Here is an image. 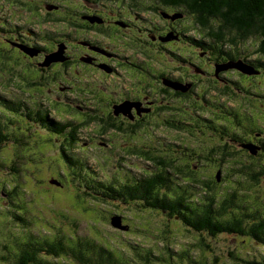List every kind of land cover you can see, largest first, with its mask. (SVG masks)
Listing matches in <instances>:
<instances>
[{
	"label": "trees",
	"instance_id": "trees-1",
	"mask_svg": "<svg viewBox=\"0 0 264 264\" xmlns=\"http://www.w3.org/2000/svg\"><path fill=\"white\" fill-rule=\"evenodd\" d=\"M100 1L110 6L117 0ZM137 1L129 0V4L135 7ZM145 1L154 12L158 8L164 10L158 13L160 17L153 16V19L164 21L163 13L175 11V17H178L175 27H180L182 35L178 36L181 39H184L185 32L193 33L186 37V44L182 40V47L179 48L178 54L183 68H186L184 63L187 62V58L193 59L199 56L200 52H204V58L210 57L213 61H217L218 67L223 69L225 74L227 73L229 81L225 86L229 101L238 103L240 98H247L251 104L256 105L253 108H257L259 101L264 100V91L261 92L264 89V0ZM0 19L1 27L5 24L11 26L7 13L3 18L0 16ZM246 45L252 52L248 57L244 49ZM193 46L198 48L197 51ZM58 58L60 59V55ZM240 60L252 66L257 73L246 74L236 68H224L227 63ZM247 82H251V86H248ZM211 105L214 109L223 108L220 102ZM234 108H228L230 117L233 119H235L232 115ZM233 119L230 118L228 121V133L230 126L238 127L237 130L234 127L236 134L229 135V138H232L230 142L234 145L236 141L233 139L237 140L240 135H243L245 128H241L240 119L238 123L231 121ZM210 121H208L209 124L213 126L216 124ZM24 123L37 127V131H44L51 142L59 139L62 141L59 143L62 177L56 182L63 185V179L67 177V183L72 178L74 185L78 181L79 187L84 188L82 193L91 200L121 201L136 205L143 210L161 212L169 219L180 222L190 232L198 233L199 238L196 243L198 249L191 251L188 247H182L175 258L169 246L165 247L166 252H154L152 249L145 251V247L139 243L128 242L124 248L120 249L119 245L114 246L108 241L81 236L75 228L70 232L59 227L51 235L41 232L33 233L26 228L21 235L12 234L10 241L0 239V264H211L209 255L203 256V248L213 251L207 243L208 239L222 235L257 242L264 247V209L259 201L257 203L255 197L249 194L252 188L247 184L250 181L257 184L263 179L264 159L255 157L254 154L257 153L250 147L244 146L252 144L241 145L253 154L251 158L232 153V151L217 153L215 150L208 153L205 156L207 159L203 160L217 161L216 158L219 156L220 164L225 167L227 162H233L232 172L240 177V180L236 181L237 187L234 184L231 185L232 187L229 186L231 183L228 180L232 172L228 171H222L225 176H221L222 179L219 180V174L211 178L199 176L196 173L195 175L185 173V171L170 175L165 170L144 169L141 174L136 175L125 170V174L120 175L119 179L107 181L87 171L85 161L73 154L76 148L84 150L81 129L86 124L56 119L51 108L43 102L30 103L27 99L11 98L0 93V151L9 143L23 149L27 148L31 129L26 132L22 128ZM250 128L253 135L261 133L264 138V123L250 126L248 130ZM48 137H43L39 141L46 142ZM80 145H82L81 148ZM252 147L259 150L256 145ZM242 157L245 158L244 161ZM151 162L154 161L151 160ZM17 163L18 160L15 159L9 164L0 158V167L6 168L9 164L8 167H12V171L19 175L20 171L16 169ZM63 168L70 171V176L63 171ZM222 184L229 187L223 190ZM8 187L10 189L6 192L11 205L0 206V217L6 216L13 221L20 220L26 223L29 221L25 216L26 210L28 211L27 204L21 205L14 202L22 190L19 185L8 184ZM231 255L240 263L264 264V257L249 256V259H246L236 255L234 251ZM213 258L215 264L218 257L213 256Z\"/></svg>",
	"mask_w": 264,
	"mask_h": 264
},
{
	"label": "flooded vegetation",
	"instance_id": "flooded-vegetation-1",
	"mask_svg": "<svg viewBox=\"0 0 264 264\" xmlns=\"http://www.w3.org/2000/svg\"><path fill=\"white\" fill-rule=\"evenodd\" d=\"M40 1L34 3L32 0H0L2 13L8 3L6 10L11 25L5 24L1 27L0 23L1 57L19 63L22 60L26 67L33 65L39 78L48 79L52 71L58 73V78L52 77V80L60 89L61 85L67 87L66 92L72 95L68 101L70 108L80 111L85 119L92 120L95 126L101 129L100 132L107 136V139H102L96 134L98 139L89 140L91 149L98 144L100 148L103 145L107 149H115L126 155H142L140 157L145 158V151L131 146L132 141L139 135H145V127L157 126L161 132L166 130L180 133L178 141L183 142L184 144H181L186 149L187 141L196 137L194 131L202 125L205 129H201V132L217 135L223 143L220 147L202 149L201 153L190 149L192 153L183 155L195 157L201 164H216L217 172H220L219 180L222 179L221 176H225L222 174V171L227 172L224 165L217 163L219 156L217 161L203 160L207 159L205 156L208 153L215 150L217 153L231 152L230 145L226 142L232 140L229 138L228 121L233 117H230L228 109L231 106L224 103L225 98L227 102L229 99L225 86L229 77L218 67L217 61L210 57L204 58V52H200V55L193 59L187 58V62H183L186 68L182 67L179 48L183 42L187 43L186 37L193 33L185 32L184 39L179 37L182 34L180 27H175L178 18L175 17V11L163 13V21L153 19V16L160 17L158 13L164 10L156 7L158 9L154 12L145 0H138L135 7L129 4V0H117L110 6L100 0H60L59 4H52L50 0ZM13 7H16V10H12ZM37 25L40 30L36 28ZM57 25L61 29L60 32L52 31ZM44 28H48L47 31H44ZM193 47L197 51L198 48ZM54 53H59L62 60L43 66L47 56ZM107 81L113 86L109 89L110 92L106 91L110 85ZM213 89L218 90L221 96L211 102H220L223 106L217 108L219 113H213L214 118L210 116L206 119L207 115L202 111H198L202 113V117L199 116L198 120L194 121L186 122L177 117L180 115V105L189 102L188 100L194 99V105L199 106L201 103L202 107L212 104L206 100V96ZM44 96L48 98L46 94ZM91 97L95 103L93 108L87 102ZM34 102L36 103L35 99ZM239 106L247 109L236 110L235 107L232 112L235 119L231 121L238 123L243 115L249 120L248 123L252 122L248 111L256 105ZM199 119L205 123L199 122ZM209 120L216 124H209ZM256 124L258 121L253 125ZM251 129L248 130L247 126L243 135L237 140L233 139L236 141V150L232 153L251 158L252 153L246 150L250 147L257 153L254 154L255 157L264 159V138L261 133L253 135ZM175 133L172 134L174 138ZM114 136L117 137L114 139ZM83 143L88 141L84 140ZM180 143L161 142L171 149L177 148L180 156L174 157L166 151L152 156L146 154L149 161H154L151 162L152 167L146 170H165L170 175L181 171L188 172L187 159L182 158L181 151H178L181 148ZM244 143L252 145L246 144L244 149L241 146ZM253 145L259 147L258 152ZM120 158L126 157L121 155ZM242 158L244 161L245 158ZM129 168L131 167L120 169L130 172ZM190 169L189 173L195 175V169Z\"/></svg>",
	"mask_w": 264,
	"mask_h": 264
},
{
	"label": "rangeland",
	"instance_id": "rangeland-1",
	"mask_svg": "<svg viewBox=\"0 0 264 264\" xmlns=\"http://www.w3.org/2000/svg\"><path fill=\"white\" fill-rule=\"evenodd\" d=\"M32 1L34 3L41 2L40 0ZM59 1L60 0H50L52 4H59ZM66 2L70 1L66 0ZM8 7V5H5L6 9H8ZM6 9L3 10L4 13H2L0 9V16L2 18L8 13ZM11 9L16 10V7ZM36 28L40 30V26L37 25ZM47 29L48 28H44V31H47ZM54 30L60 32L61 29L57 25L56 28H52V31ZM244 49L248 57V55L252 53L251 48L246 45ZM1 56L2 53H0L1 94H5L11 98L17 97L19 99H27L30 103H35L34 99L36 100V104L43 102L46 106L51 108V112L56 119L64 122H85L83 124H86V126L81 129V138L85 141L87 140L88 143L82 144L84 147L83 151L76 148L73 150V154L85 161L87 171H91L98 178L107 181L119 179V177H121L120 175L126 172L120 168L128 166L131 167L129 168L130 172L136 175L141 174L144 168L146 170V168L152 167L151 161H149V157L146 154L152 156L166 151L174 157L180 156L177 153V148L171 149L161 144V142L165 141H173L177 144L180 143L178 141V138L181 136L180 133L166 130L165 132H161L160 127L157 126L145 127V135H139V137L131 143V146L139 148L138 150L141 149L145 151V158H141L140 156L142 155H126L118 150L115 151V149H107L103 145H101L102 148H100L97 146L98 144H95V147L91 149L92 144L89 140L92 138L95 140L98 139L99 137L96 134L100 135L102 139H107V136L100 132L101 129L97 128L92 120L85 119L80 111L70 108L68 101L71 99L72 95L66 92L67 87L61 85L62 89H60L54 84V80H52V77L58 78V76H56L58 73L52 71L51 74H49L51 77L49 76L48 79L45 77L39 78L35 73L36 70L33 65L26 67L24 65L25 63H22V60H20L21 63H19V61L14 62L13 60L2 58ZM150 56H153V54H150ZM34 74L36 76H34ZM107 83L110 85H108L106 91L110 92L111 90L109 89H112L113 86L110 81H107ZM260 83L261 81L259 84ZM37 84L41 85L38 86ZM247 84L251 86L252 83L247 82ZM263 91L264 89L261 90V92ZM44 94L52 99L53 102L45 97ZM220 94L218 90L213 89L206 96V100L210 102L216 101ZM229 99L227 102V98H225L224 103H227L231 107H236L235 109H247L239 105L251 106V102L244 98H240L238 103L233 100L229 101ZM188 101L189 102H183L180 105V115H177V117L183 121L198 120L199 116L202 117V113L207 115L205 117L206 119L210 116L214 118L213 113L220 112L214 109L211 104L202 107L199 102V106L194 105V99ZM87 102H89L92 108L95 106L92 97ZM198 111H202V113H198ZM248 113L252 116V122L248 123L249 120L241 115V128H243V126H245V128L247 126L254 127L255 125L253 124L256 121H258V123H264V100L259 101L257 108H251ZM199 122L205 123L200 119ZM22 128L26 132H29V129H31V138L26 146L27 148L23 149V147L9 143L0 151V158L9 164L14 159L18 160V168H16V166L14 167L20 171L19 175H16V173L12 171V167H8L9 164H6V168L0 167V206L11 205V200L6 192V190L9 191L10 189L8 184L13 186L19 185L22 192H20L18 198H15L14 202L21 205L27 204L28 211L26 210L25 216L29 221L25 223L20 220L13 221L6 216L0 217L1 240L10 241V236H12V234L21 235L26 228L30 229L33 233L41 232L51 235V233L55 232L57 228L60 227L70 232L75 228L81 236L99 238L102 241L105 240L112 243L114 246L119 245L120 249L124 248L128 242L132 244L139 243L145 247V251L152 249L154 252H166L165 247L169 246L175 258L182 247H188L191 251H197L198 246L196 243L199 238L198 233L190 232L182 226L180 222L169 219L161 212L143 210L136 205L133 206L132 204L121 201L95 200V202L82 193L84 188L79 187L78 181L74 185L73 180H71L72 178L69 179L67 183V177L63 179V185L55 183L56 180H61L62 177V164L60 163L61 150L59 146V143H62V141H60V139L54 140L53 142L49 141V137L44 131H37V127L29 126L28 123H24ZM201 129L205 128L200 125L199 129L194 131L196 137L192 138V141H187L188 150L187 148H183L181 144L183 142H181V148H179L178 151H181L182 158L187 159L189 168L186 170L188 172H190V168H192L195 169L196 174L199 176L214 177L216 174H220L217 172L216 164H201L197 158L183 155L184 153H188L187 155L192 153L190 149H193L197 153H201L200 151L207 147L221 146L223 143L222 139L217 137V135L213 136L201 132ZM235 129L237 130L238 127H235ZM236 130H234V127L230 126L229 135L236 134ZM173 133H175V138L172 136ZM43 137H48L46 142L39 141V139ZM116 137L117 136H114L113 138L115 139ZM187 137L190 138V135ZM226 143L230 145V151L236 150V147L231 144L230 140ZM82 145L79 147L81 148ZM121 155L126 158H120ZM217 163H221L220 160ZM232 164L233 162H227L228 168L224 166L225 170L231 173ZM63 171L70 176L71 173L66 170V168H63ZM234 174L235 173L232 172L228 180V182L231 183L229 184L230 187H232V184L237 187L238 184H236V181L240 180V177ZM244 184L245 183H243V185ZM247 184L252 188V192L249 194L254 196L257 203L259 201V204H261V207L264 209V177L257 184L251 183V181ZM229 186L223 184V190H226ZM114 215L121 216L122 225L128 228H116L112 224V217ZM207 243L212 247L213 251H210L208 248H203V256L209 255L211 264H214L213 256L218 257L215 264H245L238 262L232 257L231 252L233 251L236 255L246 259H249V256H256L255 258L264 257V247L257 242H250L248 240H242L240 238L235 239L234 237L222 235L217 238H209ZM195 256L198 257L197 255Z\"/></svg>",
	"mask_w": 264,
	"mask_h": 264
},
{
	"label": "water",
	"instance_id": "water-1",
	"mask_svg": "<svg viewBox=\"0 0 264 264\" xmlns=\"http://www.w3.org/2000/svg\"><path fill=\"white\" fill-rule=\"evenodd\" d=\"M54 54H51L50 56H47L46 60H48V61L44 62L42 65L43 66H48L50 64V62L57 61V60H60L61 59V56H60V59L58 58V55H60L59 53H54ZM224 68L225 69H228V68H236L239 71H241L243 73H246V74L257 73L256 71L253 70V67L252 66L248 65L245 62H242L241 60L238 61V62H235V63L234 62L227 63ZM183 90H185V89H183ZM55 183L60 184L59 182H55ZM121 220H122V217L121 216L114 215L112 217V224L116 228H119V229H127L128 227L123 226L122 223H121Z\"/></svg>",
	"mask_w": 264,
	"mask_h": 264
}]
</instances>
